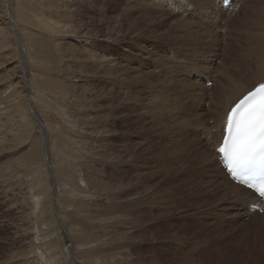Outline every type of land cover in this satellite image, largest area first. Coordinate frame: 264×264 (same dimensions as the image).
I'll return each instance as SVG.
<instances>
[{"label": "rangeland", "instance_id": "1", "mask_svg": "<svg viewBox=\"0 0 264 264\" xmlns=\"http://www.w3.org/2000/svg\"><path fill=\"white\" fill-rule=\"evenodd\" d=\"M220 5L0 0V264H264L191 158L212 81L264 77V0Z\"/></svg>", "mask_w": 264, "mask_h": 264}, {"label": "bare ground", "instance_id": "2", "mask_svg": "<svg viewBox=\"0 0 264 264\" xmlns=\"http://www.w3.org/2000/svg\"><path fill=\"white\" fill-rule=\"evenodd\" d=\"M237 1V0H236ZM255 1V0H254ZM260 1V0H258ZM26 2V1H25ZM56 2V1H55ZM257 2V1H256ZM255 2V3H256ZM254 3V2H253ZM254 3V4H255ZM259 3V2H258ZM27 4V3H26ZM24 5V7H26L27 5ZM260 4V3H259ZM221 6V5H220ZM257 8V5H255ZM253 6V8L255 7ZM237 7V6H236ZM248 7V6H247ZM262 7V5H261ZM246 8V7H245ZM251 8V7H250ZM248 9V8H246ZM245 10V9H244ZM243 10V11H244ZM260 11V9H258ZM246 13V12H245ZM247 14V13H246ZM11 15V14H10ZM24 14H20V16H23ZM11 17V16H10ZM15 17V16H14ZM19 17V15H18ZM16 19V18H15ZM13 17L12 19L10 18L11 21L15 20ZM20 20L22 18H19ZM25 20V19H24ZM34 23V22H33ZM39 23V22H38ZM37 24V22H36ZM72 24V23H71ZM249 25V24H248ZM50 26V25H49ZM53 27V26H52ZM60 26H58L57 24L55 25V27L53 28H58ZM52 28V29H53ZM252 28V27H251ZM16 30V29H15ZM56 30V29H55ZM19 32V31H17ZM246 35V34H245ZM252 38H255L257 43L259 41V46L256 48V50L258 51V55L260 56V54H262L261 56V61L259 63V65L255 66V69L261 70L264 68V46H262V43L264 44V40L262 38H260L259 36H254ZM230 44V43H229ZM3 48V47H2ZM7 48V47H5ZM226 49V48H225ZM21 51V50H20ZM263 51V52H262ZM262 52V53H261ZM5 55V54H4ZM20 59L21 62H23L25 60V57L23 55V52H21L20 54ZM244 59H246V55L244 54ZM255 59V58H254ZM259 59V57H258ZM245 63V61H244ZM236 64V63H235ZM228 65V64H226ZM250 65V63H249ZM234 67V66H233ZM241 67V66H240ZM237 68V67H236ZM217 69V68H216ZM229 69V67H228ZM235 70V68H234ZM245 70V69H244ZM219 71V70H217ZM231 72V70H229ZM228 71V73H229ZM247 71V70H246ZM245 71V73H246ZM250 71V70H248ZM247 71V73H249ZM216 72V71H214ZM240 72V71H239ZM244 73V72H243ZM252 73V72H251ZM256 73V72H255ZM216 74V73H215ZM213 74V75H215ZM241 74V73H240ZM218 75V73L216 74ZM215 75V76H216ZM229 75H231L230 77H228ZM228 76L220 78L218 80H213V84L212 86L214 87L213 90L211 92H207L209 95V97L212 98V101H210V110L207 114V116L203 117L204 120L201 121H197V123L195 124L194 127H200L199 129L201 130L200 135H196L197 138H195L194 140L197 142V148L195 149V152L192 153V162L194 161L195 164H197L198 168H199V174L201 175V177L205 180L211 178V176L213 174H217L220 179L219 182L215 183V188H214V192L215 194H218L221 199H223V201L225 203H227L228 205H232L233 209L235 211L243 209L245 214H250L252 213V209L253 208H258L261 206V204L259 203V201L255 198V196L248 190H246L245 188L234 184L228 177L227 175H225L224 170L222 169V165L221 162L219 164V157L218 155L215 153V149L216 147H218V145H220L221 139L223 137V128H224V121L226 119L227 116V112L229 111V109L238 101L240 100L244 95H246L247 93H249L250 91L253 90V88H255L256 86H259L260 84L264 83V77H261V72L258 73L257 78L253 79L255 81H251L250 84H242L239 85V78H234V76L232 77V74L230 73ZM211 76V75H210ZM198 77H203V74H200ZM218 77V76H217ZM213 78L215 79V77L213 76ZM246 78V77H245ZM251 78V77H250ZM203 79V78H202ZM212 80V79H211ZM147 81V80H146ZM210 81V78L206 76L205 78V82ZM243 81V80H242ZM25 82V81H24ZM145 82V81H144ZM26 83V82H25ZM239 83V84H238ZM142 85V84H141ZM24 90L26 91L25 93H27L28 96V101H30L29 96L32 94V90L29 87V85H25L24 86ZM211 89V88H210ZM13 91V90H12ZM209 91V90H208ZM207 94V97H208ZM206 97V98H207ZM208 97V98H209ZM211 100V99H210ZM149 101V100H148ZM147 103V102H146ZM158 103V102H157ZM208 103V102H207ZM139 104V103H138ZM154 105V104H153ZM28 111H29V118L30 121L34 123L35 127L37 128L36 131H39V127L41 129L42 132L43 128L42 125L39 121V119L37 118L38 116L36 115L35 111L33 110L30 102L29 105H27ZM208 108V107H207ZM159 113V112H158ZM163 113V112H162ZM204 113V112H203ZM163 116V115H161ZM34 119V120H33ZM198 122H200L202 125L198 126ZM162 135V134H161ZM193 140V139H192ZM191 140V141H192ZM190 142V141H189ZM188 142V143H189ZM188 143L185 142V144L188 146ZM195 143V142H194ZM190 145V144H189ZM48 150H49V141H48V146L47 149L43 151V154L45 156V160H46V166H47V172H48V177H49V181H51L52 183H50V187L51 190L55 189V185H53V166L50 164V159H49V155H48ZM181 150V149H180ZM192 150V149H191ZM189 152V151H188ZM188 156V155H187ZM30 159V158H29ZM28 159V160H29ZM32 159V158H31ZM30 161L28 162H31ZM181 161V160H180ZM34 166V164H30L28 166ZM24 166V165H23ZM24 169V168H23ZM21 169V170H23ZM33 169V168H32ZM20 169H18V171H21ZM25 170V169H24ZM32 171V170H31ZM37 174V172H36ZM34 175V174H33ZM217 176H213V178L215 179ZM33 179V178H32ZM102 183V182H101ZM115 184V183H114ZM48 186V188H49ZM117 187V186H116ZM149 187H147L148 189ZM150 189V188H149ZM153 189V188H152ZM145 192V191H144ZM148 192V191H146ZM149 193V192H148ZM130 195V194H129ZM139 195V194H138ZM143 195V194H141ZM146 195V194H145ZM151 195V194H149ZM135 197V195H134ZM219 198V197H218ZM220 201V200H219ZM250 207V208H249ZM244 215V213H243ZM252 216V215H251ZM255 216V215H254ZM257 217L261 216L258 219H261L262 221V228L264 229V214L262 215H256ZM256 217V218H257ZM255 218V219H256ZM255 219H253V222L255 223ZM255 220V221H254ZM258 221V220H257ZM252 223V224H254ZM256 224V223H255ZM257 225V224H256ZM260 225V223H259ZM258 225V226H259ZM255 226V225H254ZM260 227V226H259ZM258 227H256L257 229ZM259 229V228H258ZM262 229V230H263ZM260 230V229H259ZM65 232V231H64ZM264 232V231H263ZM66 233V232H65ZM66 237V236H65ZM141 237V236H140ZM140 237L137 238H130L131 241H135L137 240V242H141L144 241V237L141 239ZM66 239L69 241V239L66 237ZM148 239V238H147ZM151 239V238H150ZM68 245V244H67ZM69 253V251H68ZM154 262V261H153ZM176 263V262H175Z\"/></svg>", "mask_w": 264, "mask_h": 264}, {"label": "snow or ice", "instance_id": "3", "mask_svg": "<svg viewBox=\"0 0 264 264\" xmlns=\"http://www.w3.org/2000/svg\"><path fill=\"white\" fill-rule=\"evenodd\" d=\"M218 152L228 175L264 197V84L231 109Z\"/></svg>", "mask_w": 264, "mask_h": 264}]
</instances>
